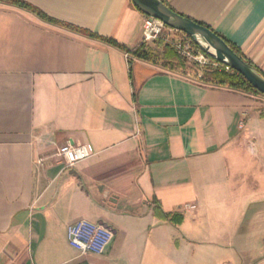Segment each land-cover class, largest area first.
I'll return each instance as SVG.
<instances>
[{
  "label": "crops",
  "instance_id": "crops-1",
  "mask_svg": "<svg viewBox=\"0 0 264 264\" xmlns=\"http://www.w3.org/2000/svg\"><path fill=\"white\" fill-rule=\"evenodd\" d=\"M18 1L143 43L130 0ZM161 1L264 74V0ZM194 75L0 3V264H264V99ZM66 143L89 158L64 168ZM80 219L112 231L103 255L69 247Z\"/></svg>",
  "mask_w": 264,
  "mask_h": 264
},
{
  "label": "built area",
  "instance_id": "built-area-1",
  "mask_svg": "<svg viewBox=\"0 0 264 264\" xmlns=\"http://www.w3.org/2000/svg\"><path fill=\"white\" fill-rule=\"evenodd\" d=\"M142 42L145 44L160 42L173 48L185 63L196 68L194 76L197 80L201 79L205 68H222L226 72L231 71L230 68L216 62L198 49L187 35L165 26L160 20L152 17L144 16ZM55 156L62 160L64 168H71L89 158L90 154L85 146L75 147L70 143H66L56 148ZM185 208L193 209L194 207L186 206ZM112 239L113 233L111 230L84 219L73 222L66 229V240L69 247L80 255L101 256Z\"/></svg>",
  "mask_w": 264,
  "mask_h": 264
},
{
  "label": "trees",
  "instance_id": "trees-1",
  "mask_svg": "<svg viewBox=\"0 0 264 264\" xmlns=\"http://www.w3.org/2000/svg\"><path fill=\"white\" fill-rule=\"evenodd\" d=\"M0 3L17 6L19 8H22L24 10H27V11L35 14L36 16L40 17L42 20H44L46 22H50V23L55 24L57 26H60L62 28H65V29H68L70 31L82 34L86 37H90V38H94V39H98L100 41H103V42H105V43H107L113 47H116L118 49H121L122 51H125L128 55L132 56L135 59H138V60H141V61H144L147 63H151V64H156V65L160 64L163 68H165L167 70H178V69L185 70V68H186L185 61L182 60L176 54L174 49L167 46V45H163L160 42L152 43V44H154V47H150V45H148V44L141 43L137 48H135L131 51H127L124 47L118 45L117 43H115L109 39L99 38L90 32H87V31H84L81 29H77L75 27H72V26H69V25H66L63 23L53 21V20L43 16L34 7L28 5L24 2H21L18 0H0ZM197 24H199V23H197ZM199 25H201V24H199ZM201 26H203V25H201ZM203 27H205V26H203ZM217 36L219 38H221L232 49V51L236 55H238L245 63H247L248 65L253 67L264 78V74L261 73V71L257 67H255L249 60H247L237 48L232 46L230 43H228L225 39H223L219 35H217ZM200 81L204 82L206 84H210V85L217 86L220 88L230 89V90L240 92L243 94H251V95L253 94V95H258V96L264 97V95L255 91L252 88V86L247 81L244 80V78H242L238 73H236L232 70L229 72H226L222 68H220V69L205 68L202 72V77H201ZM260 117L264 118V110H262L260 112ZM158 215L164 220L173 221V219H174V215L163 214L160 211H158Z\"/></svg>",
  "mask_w": 264,
  "mask_h": 264
},
{
  "label": "water",
  "instance_id": "water-1",
  "mask_svg": "<svg viewBox=\"0 0 264 264\" xmlns=\"http://www.w3.org/2000/svg\"><path fill=\"white\" fill-rule=\"evenodd\" d=\"M144 16L160 20L165 26L187 35L194 45L216 62L238 73L252 88L264 95V78L245 63L215 33L168 8L161 0H130Z\"/></svg>",
  "mask_w": 264,
  "mask_h": 264
},
{
  "label": "rangeland",
  "instance_id": "rangeland-1",
  "mask_svg": "<svg viewBox=\"0 0 264 264\" xmlns=\"http://www.w3.org/2000/svg\"><path fill=\"white\" fill-rule=\"evenodd\" d=\"M185 65H186V70H188V72H190L191 73V75H192V73L193 72H196V68L194 67V66H192V65H189L188 63H185ZM261 97V96H260ZM263 99H264V97H262ZM263 109H264V107H263ZM260 207V205H255V210L257 209V208H259ZM263 209H264V205H263ZM241 212V211H240ZM263 214H264V211H263ZM248 225V224H247ZM247 225H244L245 226V228H244V230H246V229H248V228H246V226ZM255 226H256V224H255ZM254 226V227H255ZM256 230V229H255ZM255 238V239H254ZM253 239L255 240V244L258 246V247H260V246H262V242L264 241V232H262V231H260L257 235H256V237H254Z\"/></svg>",
  "mask_w": 264,
  "mask_h": 264
}]
</instances>
